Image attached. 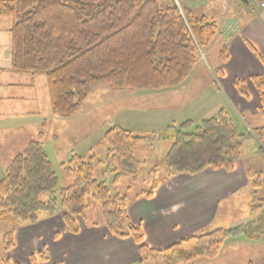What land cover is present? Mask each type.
<instances>
[{
	"label": "trees",
	"instance_id": "trees-1",
	"mask_svg": "<svg viewBox=\"0 0 264 264\" xmlns=\"http://www.w3.org/2000/svg\"><path fill=\"white\" fill-rule=\"evenodd\" d=\"M0 17L14 20L12 70L45 74L51 107L62 117L76 114L101 87L161 91L183 85L200 61V49L209 48L219 33L216 21L175 0L164 4L158 0H0ZM249 47L264 64V58ZM219 57L228 61L226 45ZM251 81L259 94L258 113L264 115V75H253ZM234 85L241 96L249 98L242 79L236 78ZM252 136L260 139L264 148V126L252 131L242 128L223 109L203 119L195 131L178 129L166 153L168 176L194 175L206 168L231 172ZM40 138L16 154L0 178V220L30 224L40 219V212L62 210L67 232L78 234L77 218L87 221L92 197L100 202L101 223L119 238L132 237L139 245L140 263L150 264L213 259L231 236L255 240L264 235V198L255 196L252 210L260 212L247 223L189 235L163 249L149 247L141 225L134 224L129 215V198L110 187L125 176L138 178L144 161L134 151L151 137L121 126L109 129L99 142L107 147L104 159L72 153L62 163L64 176L73 180L68 187L60 186ZM104 167L100 181L96 171ZM112 173L110 185L105 177ZM157 187L154 181L151 190L137 197L150 199ZM14 246L6 240V252ZM37 255L50 261L44 251ZM38 257L32 254L31 262L38 264ZM4 264H10L8 258Z\"/></svg>",
	"mask_w": 264,
	"mask_h": 264
},
{
	"label": "rangeland",
	"instance_id": "rangeland-1",
	"mask_svg": "<svg viewBox=\"0 0 264 264\" xmlns=\"http://www.w3.org/2000/svg\"><path fill=\"white\" fill-rule=\"evenodd\" d=\"M158 1L164 4L170 0ZM175 1L185 5L184 0ZM189 1L192 2V0ZM193 1L197 13H204L209 17L212 16L211 12H208L207 8L203 6L201 0ZM213 44L214 42L209 48L200 49V60L206 66V76L200 70L199 74L197 73L199 76H192L183 85L161 91L116 90L101 87L92 93L76 114L70 117H62L60 115H57L60 116L57 117L58 119L53 117L55 115L49 99L48 78L45 74H39L35 76V80L32 83L34 85L33 88L24 86L23 89L28 97H35L36 99L7 107V109L10 108L12 111H16L17 114L0 115V139L5 135V127L15 122L19 123L20 119L22 124L31 126L29 127L30 133H36L39 126L38 138L41 137L40 139L43 141L53 169L60 179V186L68 187L73 180L64 176L62 163L67 161L72 153L84 157L94 154L97 158L104 159L107 154V147L99 145V142L102 141L104 134L109 129L121 126L130 129L136 135L150 136L151 138L148 141L140 143L134 151V155L144 161L142 172L138 178L125 176L121 178L117 185L110 187L112 192L126 195L129 198V204L134 199L145 198L144 196H137L142 191L151 190L154 181L158 183L159 187L165 177L170 179L180 174L190 175L179 173L171 177L168 176L170 166L166 161V153L170 143H172V137L178 129L182 128L184 132L195 131L196 127L201 125L203 119L212 117L222 109L238 120L242 128L252 131L255 127L264 126V115L259 114L254 107V95H252L253 99L251 98V100L249 95L248 99L250 101L244 107L231 96L226 88L222 90L220 87L219 83L222 82V78H220L222 74H219V71L221 63L224 62L220 60V50L217 51L215 48L217 46L214 47ZM28 81H32V79ZM24 83L26 82L24 81ZM214 84L217 88L219 86L220 92L215 88ZM211 87L214 88L210 90ZM28 111H35V113L29 114ZM188 122L190 124L186 127L185 125ZM41 132H43L42 135H40ZM252 140H255V142ZM262 146V141L255 136H252L244 143L240 159L242 158L244 164L248 167L246 174L250 185L239 196L230 197L225 201L226 206L223 207L222 213L220 212L219 218L208 227L206 226L204 228L206 231L194 234L207 233L218 228L229 229L230 226L227 223L229 215H233L239 220L236 225L239 224L238 226H240V224L250 221L253 214H259L260 211H255L256 213H254L252 210V200L255 196L264 198V148ZM252 151L256 154L252 153ZM2 154L0 153V178L5 171L3 166L7 164V162L6 164L2 162V158L4 159L5 156L11 155L5 152H2ZM103 170H105V167L96 171V178L100 181L104 177ZM113 177V173L105 177L110 185ZM43 213L45 212H40L39 215ZM86 215L88 220H93H89L91 223L94 221L102 222L101 205L98 200L89 197ZM39 221L40 219L37 222ZM21 225L0 220V264H4L6 258L9 259L10 264H20V261L23 264H27V261L24 260V251L32 252L37 257L38 252H41V249L36 250V247H38L35 246L37 242L34 245L26 244V242L32 241V238L30 234H25L24 237L20 235L22 231L20 229ZM39 227H44V229L40 232L38 231V235L44 240L48 239L51 233L46 236V230L51 228V226H44V224L40 223ZM18 233H20V236ZM56 234H58L57 237H55ZM10 235H12V238L7 237ZM60 236L61 233L58 231L53 235L54 239H58ZM22 238L23 240H21ZM244 238L239 235L231 236L226 240L215 258L200 257L188 264H264V235L255 240ZM19 239L22 241L21 243ZM6 240L15 243V246L7 252L5 249ZM17 243L19 244L18 248H16ZM44 262L42 258L38 257V264Z\"/></svg>",
	"mask_w": 264,
	"mask_h": 264
},
{
	"label": "crops",
	"instance_id": "crops-1",
	"mask_svg": "<svg viewBox=\"0 0 264 264\" xmlns=\"http://www.w3.org/2000/svg\"><path fill=\"white\" fill-rule=\"evenodd\" d=\"M201 1L212 16L204 13L201 15L216 21L219 26L214 47L217 46L215 48L219 51L226 45L229 51L228 61L220 65L219 74H222L219 76L222 78L220 87L222 90L226 88L244 107L254 95V107L258 111L260 99L251 76L264 75V64L251 50L249 44L264 58V7H260L256 0ZM184 4L197 13L193 0L192 2L184 0ZM13 25L14 20L11 17H0V115L17 114L7 107L36 99L28 97L23 89L24 86L33 88L32 83L39 74L18 73L12 70ZM205 68L200 60L189 78L198 75L200 70L205 75ZM235 78H240L246 83L250 100L236 91ZM30 79L32 81H28ZM215 88L219 90V86L217 88L215 85ZM28 113L33 114L35 111ZM54 115L56 119L60 117L56 113ZM29 127L31 126L28 124H22L21 119L19 123L15 122L5 127V135L0 139V153L11 154L2 158L4 164L7 162L3 166L5 169L12 158L21 153L31 140L38 139L39 126L36 133H30ZM252 153L256 154L253 151ZM247 168L241 158L235 170L231 172L207 168L195 175L180 174L170 179L165 177L152 198L134 199L129 206V213L134 223L141 225L146 245L163 249L187 235L206 231L204 228L219 218L220 212L226 206L225 201L230 197L239 196L250 185L246 174ZM62 212V210L55 214L45 212L39 215V222L20 226L22 231L18 235L23 237L25 234L31 235L32 241L26 244L34 245L37 242L36 250L41 249L49 257L50 261L42 264H150L140 263L139 246L131 237L119 238L113 235L101 221H94L99 224L93 225L91 223L93 220L89 221L87 218L86 221L80 217L77 218L80 232L78 234L67 232ZM238 221L233 215H229L227 223L230 228H234L239 225H236ZM40 223L51 226L46 230V236L51 233L46 240L38 235L44 229L39 227ZM56 231L61 233L58 239L53 237ZM18 247L19 244L16 248ZM23 254L27 264H33L29 258L32 252L24 251ZM20 264L23 262L20 261Z\"/></svg>",
	"mask_w": 264,
	"mask_h": 264
},
{
	"label": "built area",
	"instance_id": "built-area-1",
	"mask_svg": "<svg viewBox=\"0 0 264 264\" xmlns=\"http://www.w3.org/2000/svg\"><path fill=\"white\" fill-rule=\"evenodd\" d=\"M261 6H263V7H264V0L261 2Z\"/></svg>",
	"mask_w": 264,
	"mask_h": 264
}]
</instances>
